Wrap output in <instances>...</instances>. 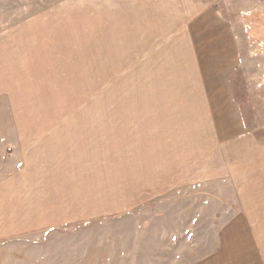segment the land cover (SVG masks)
I'll list each match as a JSON object with an SVG mask.
<instances>
[{
	"label": "rangeland",
	"instance_id": "1",
	"mask_svg": "<svg viewBox=\"0 0 264 264\" xmlns=\"http://www.w3.org/2000/svg\"><path fill=\"white\" fill-rule=\"evenodd\" d=\"M25 165L67 226L0 264H226L264 215V0H0V180Z\"/></svg>",
	"mask_w": 264,
	"mask_h": 264
},
{
	"label": "crops",
	"instance_id": "2",
	"mask_svg": "<svg viewBox=\"0 0 264 264\" xmlns=\"http://www.w3.org/2000/svg\"><path fill=\"white\" fill-rule=\"evenodd\" d=\"M28 167L0 180V252H10L14 245L26 253L40 251L42 239L57 234L59 220L67 226L65 208L61 205L59 210L51 179L43 187L41 167ZM246 212L240 227L227 230L231 238L227 239L226 264H264V215Z\"/></svg>",
	"mask_w": 264,
	"mask_h": 264
}]
</instances>
